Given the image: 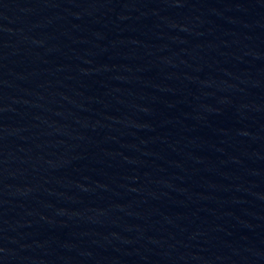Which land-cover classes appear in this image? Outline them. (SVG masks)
I'll use <instances>...</instances> for the list:
<instances>
[{
    "label": "water",
    "instance_id": "obj_1",
    "mask_svg": "<svg viewBox=\"0 0 264 264\" xmlns=\"http://www.w3.org/2000/svg\"><path fill=\"white\" fill-rule=\"evenodd\" d=\"M0 264H264V0H0Z\"/></svg>",
    "mask_w": 264,
    "mask_h": 264
}]
</instances>
